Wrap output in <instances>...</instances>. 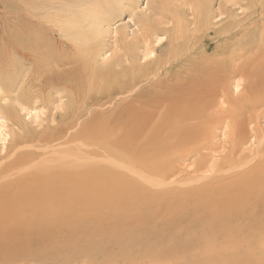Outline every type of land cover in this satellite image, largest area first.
<instances>
[{
	"label": "bare ground",
	"instance_id": "6f19581e",
	"mask_svg": "<svg viewBox=\"0 0 264 264\" xmlns=\"http://www.w3.org/2000/svg\"><path fill=\"white\" fill-rule=\"evenodd\" d=\"M259 2L255 3L259 5ZM260 4L263 5V1ZM205 6L202 5V14H205ZM13 7L12 0H0V47H11L12 53L19 55L16 62L23 58L30 60L37 55L43 70L48 69L49 73H37L31 79L27 73L22 75L15 66V73L4 87L10 91L18 89V96L33 103L47 101L49 93L72 92L68 110L60 118L59 125L44 134H19L12 148L7 153L2 152L6 155H0V219L9 221L8 217H14L15 204L30 207L38 231L49 232L51 237L59 235L63 229L58 216L66 219L69 236H65V244L61 246H55L57 243L53 239L46 242L47 249L27 256L23 251H17V247L12 250L15 245L10 248L11 242L6 240L2 246L0 243V251L7 247L5 254L10 259L6 264H74L78 261L84 264H230L234 258L232 253L251 249H256L258 255L244 261L264 264V127L259 123L264 115V83L246 96L226 97L219 102L223 107L216 110V117L207 111L215 106L218 93L205 86H197V80L193 88L166 94L150 95L151 92L139 88L133 93L130 91L132 94L123 95L122 91L112 87L116 76L112 67L106 72L112 73L107 78L103 73L106 79L100 75L104 78L100 84L104 85L106 81L107 89L100 85L98 89L91 82V77H87L86 87L80 85L83 81L81 73H67V70L59 68L70 60H63L55 52L38 19H33L27 9L12 10ZM99 9L97 6L94 10V20L108 22L106 14ZM80 18H73V33H80L82 29ZM143 22L146 25L144 33L156 34L148 17H144ZM135 35L129 46L126 45L128 56L139 46L140 40ZM229 35L236 36L234 32ZM127 36L125 30L113 32L114 38L123 41ZM159 39L162 38L154 40L157 43ZM237 42L234 43L239 46L240 42ZM222 52L224 57L212 63V73L233 63L236 58L234 49L232 57L225 58L224 50ZM146 56L154 57V49L148 50ZM179 56L176 53L165 55L152 67H142L132 61L135 65L129 67L128 73L136 76L131 77L134 80L147 73L165 72ZM4 62L5 58L2 65ZM123 62L124 59H118L113 66L118 68ZM93 71L98 74L101 70L95 68ZM206 71L208 73L209 70ZM116 73L119 74L118 71ZM212 73L207 76L212 77ZM136 83L132 87L137 86ZM237 89L235 84L233 91L237 92ZM133 101L140 104H132ZM24 108L13 105L0 107V142L3 141V146L9 136L3 115L19 122V112ZM228 134L234 135L222 140L225 152L219 158L215 174L209 177L198 175L201 172L193 175L192 169L191 175L187 165H183L185 160L196 155L198 159L194 166L199 171L205 165L203 159L216 145L214 141ZM252 138L257 146L249 147L248 153L239 154ZM184 168L188 173L184 180H207L206 184L200 183L191 188L192 191L176 187L156 189L161 184L167 185L170 175L180 169L183 172ZM142 180L148 182V186ZM117 190L123 197L133 193L134 198L115 206L110 216L123 210L131 213L129 217L97 220L94 221L95 227L81 229V220L75 213L76 203L88 205V210H91L96 202H106L104 199L108 200V196ZM172 196H176L175 201L169 200ZM193 201L197 205L190 212H199V215L189 211L182 213L196 216L183 235L170 232L167 226L154 231L148 225L149 219L141 221L143 218H139L141 212L153 217L156 211L174 213L175 208L183 211L186 210L185 203L193 205ZM178 222L180 218L172 222V229L179 225ZM10 226L18 228L14 230L16 232L26 229L21 233L29 235L35 229L31 225L12 224L0 226V231L8 232ZM67 240L71 245L68 246Z\"/></svg>",
	"mask_w": 264,
	"mask_h": 264
},
{
	"label": "rangeland",
	"instance_id": "374dc122",
	"mask_svg": "<svg viewBox=\"0 0 264 264\" xmlns=\"http://www.w3.org/2000/svg\"><path fill=\"white\" fill-rule=\"evenodd\" d=\"M256 1L257 0H12L15 6L12 10L27 9L32 13L33 19H38L44 28L46 36L50 38V43L55 52L59 54L63 60H70L69 63H65L59 68L61 70H67V73H81L83 81L80 82V85L87 87L86 81L91 77L92 79L90 80L96 87L100 85L101 87L105 86L107 89L106 85H108V83L104 81L103 85L100 84V82L103 77L105 78V75L107 78L112 74H106L107 71L113 69L112 67L119 72V74H117L116 71H112L115 72L113 74L116 75L112 87L116 88V91H122L123 95L132 94L134 92L133 90L139 88L151 92L150 95L159 92L166 94V92L169 93L170 91L193 88L197 80V82H199L197 86H205L218 93L217 96L219 97L214 100L215 106L207 111V113L213 114L212 117H216V110L223 107L219 102L223 101L226 97H237L238 95L239 97L243 95L246 96L249 91H257L264 83V12H262L264 10V7H262L264 5V0H262L263 5L260 4V2L262 3L261 0L259 5L257 4L258 2L255 3ZM202 5H206L204 7L205 14L201 13L203 8ZM97 6H100L99 11H101L102 14H106L105 16L108 22L94 20L96 19L94 18L96 17L94 10ZM75 16H78V19L81 17L79 21V25L82 27L80 33L72 32L71 26ZM144 17H148L149 21L153 23V31H155L156 34L152 32L144 33L145 31H143V29L146 28L143 22ZM114 30H125L128 35V39L126 38L127 41L125 39L123 41L122 39L114 38ZM233 32L236 36L229 35ZM141 33H143V36H140ZM133 35H135L136 39L138 38L140 42L138 43L139 46L137 45V49L133 50L131 55L128 56L129 52L126 50V45L129 46V43L134 40L132 38ZM129 36H131L132 39H129ZM145 36H147V38ZM156 36L162 38L159 39L157 43L155 41L157 39ZM234 42H240L239 46H236ZM150 49H154V57H144ZM233 49L236 54L234 62L228 63L216 73H212L213 61L216 59L221 60L220 58L224 57L222 55L223 50L226 54L225 58L232 57L231 52ZM175 53L178 56L183 54L175 58V62L172 63V66L165 72L161 70L158 73H154L155 75H153V73H147L143 77H140V79H131L132 75L128 72L131 70L132 65H135L132 61L140 64L142 67H152L156 66L165 55L171 56ZM18 56L17 53H12L11 47H0V107L6 105H13L16 108H20V106L25 107L19 112V122L3 115L7 120L8 131H6L9 132V136L4 140V146L3 141L0 142V155H6L5 153L12 148L13 142H15L19 134L21 136L26 133L34 135L44 134L50 132L54 127L59 125L60 118L64 116L68 110L69 94L72 92V90L71 92L61 91V93L58 94L53 92V95L49 93V97L46 98L47 101L42 102L38 100L37 103H33L18 96V89L12 91L7 90L4 84L11 79L12 73H15V66L18 67L22 75L27 73L31 76V79H33L37 73H49L48 69L43 70V65L37 60V55L31 57L30 60L23 58L16 62L15 59H17ZM4 58L5 62L2 65ZM186 58H188L186 62H180V60ZM118 59H124L125 62L121 63L117 68V66L115 67L113 65ZM85 62H87L86 64L89 66L91 65V67L86 65ZM130 66L131 68H129ZM95 68L97 70L99 69V71L101 70L100 73H98L99 75L93 71ZM206 70H209L208 73H206ZM124 71H126V73ZM65 72L66 71H62V73ZM209 72L213 74L212 77H209ZM9 73H11V75H9ZM103 73L105 75H103ZM101 74L103 77L100 76ZM134 77L136 76L132 78ZM136 82L139 86L132 87ZM235 84L238 85L237 92L233 91V86ZM98 89H100V87ZM125 89L128 92H126ZM126 101L129 102L128 100ZM129 103L131 104V102ZM133 103L140 104L135 101H133L132 104ZM199 104L202 105V103ZM28 112L29 114L27 115ZM259 123L264 127V115L260 117ZM248 128L250 127L248 126ZM232 136H230V134L224 137L219 136L218 139L214 141L216 145L203 159V163L205 164L204 167H201L203 170H195L196 160L198 159L196 155L185 160L183 164L185 165L184 167L187 165L186 169L189 171L193 169V175L201 172L198 175L212 176L218 170L220 163L219 158L225 152L222 140L230 139ZM250 142H252V146H250ZM256 146L257 143L254 139H249L238 153H242L243 155L248 153L249 147L254 148ZM4 151L5 153H2ZM238 153L236 154L239 155ZM237 155L235 156L237 157ZM182 170L183 169H180L178 172L176 170L170 175L167 179V185L161 184L157 188L155 186V188L165 189V187H167L172 189L176 187L192 191L191 188L198 186V184H206L207 180H184V176L188 173L185 168L183 172ZM192 172L190 171L191 175ZM143 182L145 185L148 184V182ZM150 185L152 186L153 184ZM152 187L154 189V186ZM184 192L182 193L183 195ZM139 196H145V194H140ZM174 197L176 196H172L173 199L170 198L169 200L175 201ZM131 198H134L133 193L123 197L121 191L117 190L108 196V200L104 199L106 202H96L91 210H88V205L77 202L75 213L81 220V229L95 227L94 221L97 220H111L117 217L128 218L131 214L129 212L118 210L115 216H110V212H112L115 206L128 203ZM154 203L156 204L158 202ZM185 204L186 210L183 211L176 208L174 213L173 211L172 213L169 211H156L153 217L152 215L149 216L148 213L141 212L142 214H140L141 216L139 218H143L141 221L149 219L150 223H148V225H150L154 231L160 228L163 229L167 226L166 228H169L168 230L170 232L183 235L186 229L190 228L191 223L194 222L193 220L196 217L194 215H199V212H190L193 208L195 209L197 203L193 201V205H189L188 203ZM139 208L142 209L143 207ZM144 210L147 209L145 208ZM14 211L15 216L8 217L9 221H1L0 219V226L12 224L18 226L31 225L35 227V229L29 235L21 233L26 229L16 232L14 230L18 228L10 226V231H0V236H2L0 238V243H2L1 246L7 240L11 242L10 248L15 245L12 247V250L13 248L16 250L17 247V251L21 250L24 252V255L27 256L39 250L47 249L45 247L46 242H51L53 239V242L57 243L55 246L65 244L64 238L65 236L66 238L69 236L66 230L67 222L65 218L56 216L62 226L63 232H60L57 236L51 237L49 232H41L36 229V226H34L36 223L33 221V212L30 207L24 208L15 204ZM188 211L191 214L194 213V215L190 217V214H182ZM178 218H180V222H178L179 225H174L172 229V222L177 221ZM72 234L76 235V232ZM34 241L37 244H35ZM67 243L68 246L71 245L70 240H67ZM4 250L0 251V264H6V261L10 259L6 256V250ZM8 250L9 247L7 251ZM231 255L232 257L234 255V258H231L230 264H236V262L238 264H248L244 259L247 257H256L258 254L256 249H251L237 250ZM33 264H36V262H33ZM74 264L84 263L78 261ZM134 264L154 263L135 262Z\"/></svg>",
	"mask_w": 264,
	"mask_h": 264
}]
</instances>
